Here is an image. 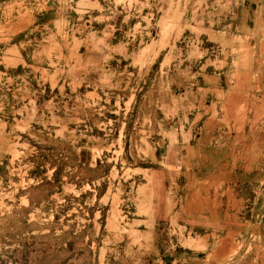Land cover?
<instances>
[{"label":"rangeland","instance_id":"rangeland-1","mask_svg":"<svg viewBox=\"0 0 264 264\" xmlns=\"http://www.w3.org/2000/svg\"><path fill=\"white\" fill-rule=\"evenodd\" d=\"M0 264H264V0H0Z\"/></svg>","mask_w":264,"mask_h":264}]
</instances>
